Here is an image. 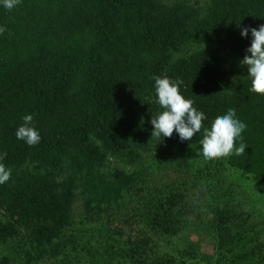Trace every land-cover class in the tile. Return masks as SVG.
I'll return each instance as SVG.
<instances>
[{"label":"trees","instance_id":"16d2710c","mask_svg":"<svg viewBox=\"0 0 264 264\" xmlns=\"http://www.w3.org/2000/svg\"><path fill=\"white\" fill-rule=\"evenodd\" d=\"M261 24L264 0L0 7V153L12 171L0 185V264H264V229L220 182L229 169L264 195V97L249 92L251 34L237 27ZM154 76L181 81L205 126L235 109L246 152L205 160L203 129L190 142L152 138ZM29 114L34 147L15 135Z\"/></svg>","mask_w":264,"mask_h":264},{"label":"clouds","instance_id":"9594fccd","mask_svg":"<svg viewBox=\"0 0 264 264\" xmlns=\"http://www.w3.org/2000/svg\"><path fill=\"white\" fill-rule=\"evenodd\" d=\"M22 0H0V7L9 11L14 10ZM242 38H249L251 45L246 49V55L241 65L247 67V78L251 81L249 92L258 97H264V24L259 28H245L240 25ZM0 28V34L3 33ZM155 103L161 109L152 115V138L165 140L175 133L181 142H190L203 129V139L198 155L205 160L212 161L232 155L240 156L246 152L247 145L243 142V133L247 125L237 117L235 109L211 121L210 127L205 126L207 115L194 107L191 99H186L180 91L181 81L171 80L167 76H154ZM16 138L29 147L38 145L41 135L33 124L31 114L23 117V123L15 132ZM7 153H0V185L11 180L12 171L4 163Z\"/></svg>","mask_w":264,"mask_h":264},{"label":"rangeland","instance_id":"374dc122","mask_svg":"<svg viewBox=\"0 0 264 264\" xmlns=\"http://www.w3.org/2000/svg\"><path fill=\"white\" fill-rule=\"evenodd\" d=\"M202 3H205V0H201ZM208 161V160H207ZM211 169H214V167L211 165ZM158 172V171H157ZM169 174L168 172L160 171L159 174L156 175L157 180L160 181H166L168 179ZM220 182L223 184V194H227V190L230 191V197L231 200L237 201L241 200L244 203V209L250 212L253 216V223H256L258 225V228L264 229V195L262 194L261 189L255 184V182L252 179H249L247 177H244L243 175H240L237 172H233L228 169V171H222V176L220 178ZM226 182V183H225ZM233 192V193H232ZM221 196V195H220ZM222 201L226 200L225 196H221ZM220 199V198H219ZM82 207L81 203H77L75 206V221L81 222V215ZM123 225V224H122ZM79 228H81L79 225H77ZM121 226V223L118 221H115V224H112V227H119ZM126 226L119 227V228H125ZM202 251L207 253L211 251V244L204 241H202Z\"/></svg>","mask_w":264,"mask_h":264}]
</instances>
